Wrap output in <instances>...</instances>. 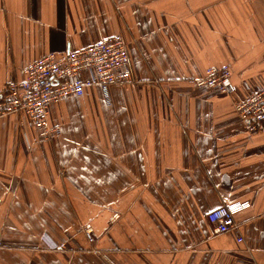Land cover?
<instances>
[{"label":"crops","instance_id":"0c3cea01","mask_svg":"<svg viewBox=\"0 0 264 264\" xmlns=\"http://www.w3.org/2000/svg\"><path fill=\"white\" fill-rule=\"evenodd\" d=\"M115 34L131 82L51 103L58 134L0 114V264H264V120L234 107L264 86V0H0V92ZM224 65L227 93L193 84ZM244 200L212 235L207 212Z\"/></svg>","mask_w":264,"mask_h":264},{"label":"built area","instance_id":"2783aa9c","mask_svg":"<svg viewBox=\"0 0 264 264\" xmlns=\"http://www.w3.org/2000/svg\"><path fill=\"white\" fill-rule=\"evenodd\" d=\"M21 79H10L0 92V114L23 111L31 120L37 135L49 138L60 132L48 120V107L64 97H80L86 88L131 82L127 45L119 34L103 37L82 49L66 50L60 55L49 52L22 69ZM231 71L228 66H211L201 77L192 79L197 87L216 88L227 93L231 88ZM238 118L249 133L258 132L264 120V86L248 93L234 105ZM249 202L234 201L219 205L206 214L212 235L234 232L238 224L234 216L246 209ZM84 234L91 242L90 227ZM62 245V244H61Z\"/></svg>","mask_w":264,"mask_h":264},{"label":"rangeland","instance_id":"374dc122","mask_svg":"<svg viewBox=\"0 0 264 264\" xmlns=\"http://www.w3.org/2000/svg\"><path fill=\"white\" fill-rule=\"evenodd\" d=\"M214 236H216V235H214ZM87 240H88V238H87ZM94 241V240H93ZM88 242H90L89 240H88Z\"/></svg>","mask_w":264,"mask_h":264}]
</instances>
